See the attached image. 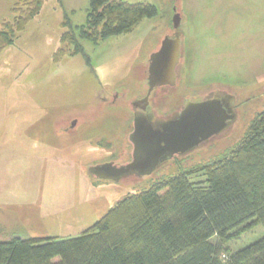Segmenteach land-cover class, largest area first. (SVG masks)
<instances>
[{
    "label": "rangeland",
    "instance_id": "rangeland-1",
    "mask_svg": "<svg viewBox=\"0 0 264 264\" xmlns=\"http://www.w3.org/2000/svg\"><path fill=\"white\" fill-rule=\"evenodd\" d=\"M6 1L0 0V21L10 15ZM122 1L152 4L157 14L97 45L80 41L89 65L81 54L52 59L63 11L80 26L89 0H62V7L45 0L40 15L0 54V241L77 236L123 197L226 152L262 110L264 0ZM175 12L181 18V65L189 90L184 98L225 91L236 97L237 119L224 135L149 175L95 178L89 166L129 161L131 102L141 95L140 75L149 55L173 31ZM114 94L113 105L107 101ZM73 119L77 128L55 131ZM205 178L202 171L190 175L195 183ZM263 235L261 226L239 227L225 245L232 253Z\"/></svg>",
    "mask_w": 264,
    "mask_h": 264
},
{
    "label": "trees",
    "instance_id": "trees-1",
    "mask_svg": "<svg viewBox=\"0 0 264 264\" xmlns=\"http://www.w3.org/2000/svg\"><path fill=\"white\" fill-rule=\"evenodd\" d=\"M41 5L13 0L11 21L0 25V52ZM156 14L146 2L89 0L84 25L73 30L65 15L61 41L82 53L78 39L127 34ZM200 171L205 180L192 182ZM252 226L264 230V106L233 146L201 167L123 197L77 236L0 241V264H264V235L232 253L225 245L232 231Z\"/></svg>",
    "mask_w": 264,
    "mask_h": 264
},
{
    "label": "water",
    "instance_id": "water-1",
    "mask_svg": "<svg viewBox=\"0 0 264 264\" xmlns=\"http://www.w3.org/2000/svg\"><path fill=\"white\" fill-rule=\"evenodd\" d=\"M172 28L171 35H166L149 55L148 92L161 86H175L177 79L181 78L183 84L180 85L188 86L180 66L183 48L181 18L177 12L173 16ZM138 99L131 104L136 102L139 109L144 110L147 99ZM235 101L234 95L214 90L194 100L185 99L176 111L165 117L136 113L128 137L132 146L130 160L124 164L104 162L92 165L87 171L95 178L112 181L130 175H149L173 156L185 155L227 133L237 119Z\"/></svg>",
    "mask_w": 264,
    "mask_h": 264
},
{
    "label": "flooded vegetation",
    "instance_id": "flooded-vegetation-1",
    "mask_svg": "<svg viewBox=\"0 0 264 264\" xmlns=\"http://www.w3.org/2000/svg\"><path fill=\"white\" fill-rule=\"evenodd\" d=\"M44 2L45 0H42V5H41V8L39 9L38 13L31 19L28 21V23L30 21H32L34 18L38 17L40 15V12L43 8V5H44ZM57 4L60 5L62 7V0L58 1L56 0ZM6 11L5 13H8L10 14L8 16L7 19H2V21H0V25L5 23V22H8V21H11L12 19V13L10 12V8H11V5L13 4V0H7L6 1ZM88 10H89V4H88V8L86 10V15L88 13ZM65 15L67 16V18L69 19L70 23H71V26L73 28V30H76V28H79L80 26L84 25L85 22L80 25V26H73L72 22H71V19L69 18L68 14L65 13L63 11V17H62V21H61V27H62V31L60 33V42H59V46L57 47V49L55 50V52L53 53V56H52V59H53V62L57 63L59 60H61L64 56H74V55H77V54H81L85 60H86V63L89 65L90 64V59L88 57V55L85 53L84 51V48L81 44L80 41H89L91 43H93L94 45H97L99 42L101 41H104V40H101L97 43H94L93 41H90V40H87V39H78V42L79 44L81 45V48H82V53H76V54H72L73 52V45H71L70 43H65V42H62L61 41V35L64 34L68 28L67 26L64 25V18H65ZM85 20H86V16H85ZM28 23L25 25L24 29L26 28V26L28 25ZM24 29L22 31H24ZM21 31V32H22ZM19 32L17 34V37H19V34L21 33ZM16 37V38H17ZM16 40V39H15ZM14 40V41H15ZM14 43V42H13ZM13 44L9 45V46H12ZM9 46H6L3 50H5L7 47ZM3 50L0 52V54L3 52ZM63 50L64 53L63 55H59V51ZM62 52V51H61ZM181 60V59H180ZM180 64H181V61H180ZM181 66V72L183 70V66ZM147 71H148V61H147V64H146V67L143 69L142 71V74L140 75L144 80H145V83L143 85V89H142V94L138 97L139 99L138 100H143V99H147L145 101H147V105H146V108L144 110H141L139 109V106H137L138 104H136V102H133L134 105L131 104V109H132V119H131V129H130V132L129 134L131 133L132 129H133V117H134V114L136 113H151L152 115H156L157 117H165L169 114H171L172 112L176 111L180 106L181 104L183 103V101L187 98H184V95L186 94H189V90H187L186 87H183L181 85H178V79L176 81V84L175 86H161L160 88H156L150 92H148V87H147V81H146V77H147ZM193 93H191L190 95H192ZM117 94H114L113 96V100H110V101H107L108 103H112L113 105L116 103V98H117ZM195 97H192L191 99H188V100H194ZM106 100V99H104ZM178 100V102H177ZM239 104L235 101V104H234V109L236 110L237 114H239L238 110H239ZM79 124V121L77 119H73L72 121H68L67 123H64L63 126L64 128H58L56 129L55 127V131H60V132H64L66 133L68 130H71V129H74V128H77ZM129 137V135H128ZM129 140V139H128ZM131 145V143H130ZM131 150H132V146H131ZM36 154H39L40 153H36ZM42 155H46V154H42ZM178 155H175L173 156V158H176ZM131 158V152H130V156H129V160ZM172 158V159H173Z\"/></svg>",
    "mask_w": 264,
    "mask_h": 264
}]
</instances>
